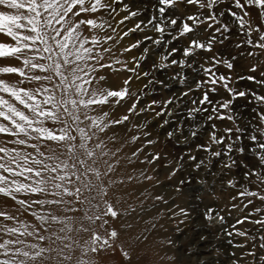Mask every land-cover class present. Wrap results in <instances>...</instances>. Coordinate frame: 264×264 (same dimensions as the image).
<instances>
[{
    "label": "snow or ice",
    "instance_id": "6c2138e0",
    "mask_svg": "<svg viewBox=\"0 0 264 264\" xmlns=\"http://www.w3.org/2000/svg\"><path fill=\"white\" fill-rule=\"evenodd\" d=\"M0 197V264H264V0H0Z\"/></svg>",
    "mask_w": 264,
    "mask_h": 264
},
{
    "label": "rangeland",
    "instance_id": "374dc122",
    "mask_svg": "<svg viewBox=\"0 0 264 264\" xmlns=\"http://www.w3.org/2000/svg\"><path fill=\"white\" fill-rule=\"evenodd\" d=\"M241 110L243 111V109H241ZM118 192H119L118 187L113 188L112 190L109 191L108 198L109 199L114 198V196ZM6 206H8V205H5L4 198L0 197V208L6 207ZM117 226H119V225H117ZM133 231H135V230H133ZM131 235H132V233H127L121 238V240L116 241L115 243L118 245L119 243L123 242V243H125L126 247L137 249L136 250V258H137V260H141V258H144L146 256V251L144 249L137 248L136 242L132 241L130 239ZM89 236H90V232L78 231V232L72 233V240L78 241L79 243L73 244L72 245L73 250H70L71 255H72L71 264H76V261L80 259L81 252H82V248L80 245H83L84 241H86ZM109 251H112V250H109ZM88 259L90 261H92V264H118L119 257L111 258L107 255V253L105 254V257H98V256L93 257V254L91 252H89L88 253ZM151 259H152V256L150 254L147 255V260L150 261Z\"/></svg>",
    "mask_w": 264,
    "mask_h": 264
},
{
    "label": "bare ground",
    "instance_id": "6f19581e",
    "mask_svg": "<svg viewBox=\"0 0 264 264\" xmlns=\"http://www.w3.org/2000/svg\"><path fill=\"white\" fill-rule=\"evenodd\" d=\"M85 240V239H84ZM81 246V245H80Z\"/></svg>",
    "mask_w": 264,
    "mask_h": 264
}]
</instances>
